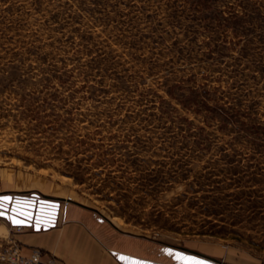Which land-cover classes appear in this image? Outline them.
Wrapping results in <instances>:
<instances>
[{
	"label": "rangeland",
	"instance_id": "rangeland-1",
	"mask_svg": "<svg viewBox=\"0 0 264 264\" xmlns=\"http://www.w3.org/2000/svg\"><path fill=\"white\" fill-rule=\"evenodd\" d=\"M5 193L156 261L264 259V0H0Z\"/></svg>",
	"mask_w": 264,
	"mask_h": 264
},
{
	"label": "crops",
	"instance_id": "crops-1",
	"mask_svg": "<svg viewBox=\"0 0 264 264\" xmlns=\"http://www.w3.org/2000/svg\"><path fill=\"white\" fill-rule=\"evenodd\" d=\"M89 217L76 206L60 203L55 224L39 230L23 226L22 231L13 235L22 244L24 254H28L32 247H38L54 254L62 264H128L120 260V256L145 261L146 264H175L156 261L151 255L155 253L154 247H142L138 240L123 241L112 236L113 240L110 236L101 235ZM13 227L0 217V235L13 231ZM219 246L198 253L196 259L202 264H264V259L257 255L235 247L225 249Z\"/></svg>",
	"mask_w": 264,
	"mask_h": 264
},
{
	"label": "water",
	"instance_id": "water-1",
	"mask_svg": "<svg viewBox=\"0 0 264 264\" xmlns=\"http://www.w3.org/2000/svg\"><path fill=\"white\" fill-rule=\"evenodd\" d=\"M2 196L12 197V200L8 202L6 212L8 215H13V216H16L17 219L24 220V223L18 226H32L33 229L35 230H39L41 228L47 229L51 225H53L57 220V214L60 208L59 200L51 199L48 197H41L37 193H31L30 195L10 194V193L0 194V197ZM17 201L21 202V206L19 207L17 212H12L11 209L17 206L16 204ZM53 204L57 206L54 222L52 224H47V223L38 224L37 220L41 218L42 211L49 210L50 206ZM23 212L30 213L31 218L29 219L28 217L21 215V213Z\"/></svg>",
	"mask_w": 264,
	"mask_h": 264
},
{
	"label": "built area",
	"instance_id": "built-area-1",
	"mask_svg": "<svg viewBox=\"0 0 264 264\" xmlns=\"http://www.w3.org/2000/svg\"><path fill=\"white\" fill-rule=\"evenodd\" d=\"M13 229L20 232L23 226ZM22 248L14 238L0 239V264H62L56 256L44 253L41 248L32 247L28 254H24Z\"/></svg>",
	"mask_w": 264,
	"mask_h": 264
},
{
	"label": "snow or ice",
	"instance_id": "snow-or-ice-1",
	"mask_svg": "<svg viewBox=\"0 0 264 264\" xmlns=\"http://www.w3.org/2000/svg\"><path fill=\"white\" fill-rule=\"evenodd\" d=\"M11 200H12V197H9V196L0 197V217H4L13 226H18V225L23 224L24 220L17 219L16 216H13V215H7L6 216V210H7L8 202H10ZM16 204H17V206L13 207L11 209L12 212H17L19 207L21 206V202H19V201H17ZM56 207L57 206L55 204H53L50 206L49 210L42 211L41 218L37 220V223L38 224H40V223L52 224L54 222L55 216H56ZM21 215L28 217L29 219L31 218V215L28 212H23V213H21ZM168 251H169V254H171V250H168ZM119 259L122 261H127L128 264H146L145 261L135 260V259H133L131 257H127V256H120ZM176 259L178 261H183L184 264H202V262L197 260L196 258L185 257L182 254H176Z\"/></svg>",
	"mask_w": 264,
	"mask_h": 264
},
{
	"label": "bare ground",
	"instance_id": "bare-ground-1",
	"mask_svg": "<svg viewBox=\"0 0 264 264\" xmlns=\"http://www.w3.org/2000/svg\"><path fill=\"white\" fill-rule=\"evenodd\" d=\"M59 210H60V208H59Z\"/></svg>",
	"mask_w": 264,
	"mask_h": 264
}]
</instances>
